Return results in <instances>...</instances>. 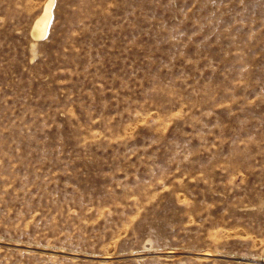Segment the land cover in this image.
I'll list each match as a JSON object with an SVG mask.
<instances>
[{
  "label": "rangeland",
  "instance_id": "374dc122",
  "mask_svg": "<svg viewBox=\"0 0 264 264\" xmlns=\"http://www.w3.org/2000/svg\"><path fill=\"white\" fill-rule=\"evenodd\" d=\"M0 0V264H264V0Z\"/></svg>",
  "mask_w": 264,
  "mask_h": 264
},
{
  "label": "bare ground",
  "instance_id": "6f19581e",
  "mask_svg": "<svg viewBox=\"0 0 264 264\" xmlns=\"http://www.w3.org/2000/svg\"><path fill=\"white\" fill-rule=\"evenodd\" d=\"M54 0H45L41 11L37 14L30 27V34L33 39H42L48 31L53 15L52 5Z\"/></svg>",
  "mask_w": 264,
  "mask_h": 264
}]
</instances>
